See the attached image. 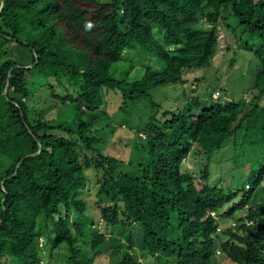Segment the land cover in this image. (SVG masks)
<instances>
[{
    "label": "trees",
    "instance_id": "obj_1",
    "mask_svg": "<svg viewBox=\"0 0 264 264\" xmlns=\"http://www.w3.org/2000/svg\"><path fill=\"white\" fill-rule=\"evenodd\" d=\"M222 21L235 24L258 59L251 99L213 98L210 87L203 99L186 95L164 109L153 92L209 66ZM34 80L54 99L51 118L34 117L27 103ZM110 93L125 114L143 108L138 122L125 121L118 150ZM263 96L264 0H0V264H40L41 236L65 248L68 264H99L109 251L114 262L100 264H264ZM232 136L255 159L235 190L208 182L213 153ZM192 152L207 158L203 181L183 167ZM91 173L98 190L89 203ZM89 207L109 230L86 235L91 254L76 247L65 220L73 211L87 225ZM61 208L65 217L56 218ZM219 217L235 226L220 228Z\"/></svg>",
    "mask_w": 264,
    "mask_h": 264
},
{
    "label": "rangeland",
    "instance_id": "obj_2",
    "mask_svg": "<svg viewBox=\"0 0 264 264\" xmlns=\"http://www.w3.org/2000/svg\"><path fill=\"white\" fill-rule=\"evenodd\" d=\"M200 20L205 23L206 26H210L207 25L205 18H202ZM227 25H229L230 27H228ZM28 27L30 28V31L29 35H27V38H29V36L31 38V32L35 33V31L30 26ZM216 31L219 37V43L215 55L211 58L209 66L206 64H202L195 67L193 70L186 72L184 74V78H186L187 80L184 85H181L180 83L169 84L164 88H158L162 90H156V92H153L156 96V99H160V102L164 109H175V106H179L186 95H198L202 98L204 97V91L210 87L215 88V90L213 91L214 98L233 99L238 101L243 99L249 102L251 97H249L250 93L248 92V89L251 86L254 75L259 67L258 59L254 55V49L253 47L251 49L245 48V45L241 40L242 37L240 35V30L237 29L235 27V24L230 21H222V24L218 25ZM22 41H24V39ZM130 74L131 76H135L136 78L140 76V72L137 71L136 67L131 70ZM195 77H201L202 81L196 88L195 92L189 93V90H193L195 87L194 83L192 82ZM34 79H38V77H34ZM34 84L35 87L32 88L34 89L32 91V96L27 101L29 107L33 111V116L36 117L37 115L43 113L45 116L51 118L52 116L49 115L53 113L52 107L54 106V99L52 98L49 89H45V87L37 85L36 81ZM51 84L56 87L57 93H65L63 87L57 85L55 81L51 80ZM262 99L264 101V96L262 97ZM105 103V110L107 109L108 111H115L114 113L110 114V120L112 124H114L116 129L114 130V134L110 137H113V143L116 144L114 148H116L115 150H118L117 144L123 147L124 142L128 139V132L125 129L128 128V123L126 122H138L137 111L140 110L143 112V108L142 105H138L137 109L135 107L128 114L123 113L120 108L118 109V107H120L121 99H119V95H117L116 93H110L109 95H107V97L105 98ZM108 136H106L105 139L108 138ZM194 147L195 151H200L198 150V146L196 143H194ZM213 159L215 160V156L213 157ZM206 160L207 158L202 156V153L197 154L192 152L189 155V160L184 162L183 167L187 168L190 173L195 176V179L197 181H203L204 179L201 178V171L204 169ZM226 161L230 160L227 159ZM2 163L3 167H7L9 165V161H4ZM210 171L213 173V177H216L212 180L219 179V183H222L220 184L221 186L232 185V183H236V176L234 173L235 171L230 164H225L223 162H214L210 166ZM94 179V174H89V182H87L85 187V191L89 193L85 195V199L89 203L95 201V195L98 190V185L96 186ZM208 182L212 183L210 181ZM261 184L264 187V178L260 185ZM260 195L264 197V188L261 191ZM223 209L227 210L228 207H224ZM87 213L89 217L86 214H83V217L91 219L92 222L91 220H85L87 222V225L84 224L85 226H80L79 224H77L79 222V217H81L82 215L78 217V214L73 211L70 212L68 216H66L65 220L71 231L76 236H78L77 242L75 244L76 247H79L81 250H85L87 253L89 251L91 254L90 245L87 242L86 235L95 228L98 229V231L104 232L106 234L109 233V230L101 225L102 221H100V218H98L97 209L95 210L89 207ZM65 214L66 212L64 208H61V212L56 215V218L65 217ZM90 215L93 218H91ZM219 218H222L221 220L223 221V223L219 222L220 228H227L228 226H231V223L234 221L230 217ZM223 219H225V221ZM81 232L84 234L82 236H79V233ZM35 244L37 246L39 255L42 257L40 264H68L67 258L69 254H67L65 248L59 250L56 249V247L48 241L47 237L41 236L40 238H38V241ZM97 260L99 264L107 263L109 261L114 262L115 255H112L110 251L108 253L102 252L99 253ZM1 261L3 263H8L7 261H10V256H4ZM141 261L144 263L143 260ZM145 264H149L147 260Z\"/></svg>",
    "mask_w": 264,
    "mask_h": 264
},
{
    "label": "clouds",
    "instance_id": "obj_3",
    "mask_svg": "<svg viewBox=\"0 0 264 264\" xmlns=\"http://www.w3.org/2000/svg\"><path fill=\"white\" fill-rule=\"evenodd\" d=\"M213 89L215 90V88H213ZM213 91H212V97H213ZM230 138H231L230 140H227V144L228 145H226V143H224V145L221 147V149H219L218 151H216V152L213 153L210 161L212 162L211 164H213L214 162H223L225 164H230L232 166V168L234 169V171H235L234 173H235V176H236L238 173L241 174V171L242 170H247L248 171V168H250V165L253 162H255V161H253L255 159H254L253 153L251 151H239L238 150V145L240 143H242V144L244 143V141H243L242 138H240V137H234V136H232ZM234 148H235V151L236 152L234 154H232L231 151ZM235 155L238 156V160L235 158ZM214 156H215V160L213 159ZM227 159L230 160V161H226ZM238 161H242V164L241 165H238V163H239ZM205 162H207V160ZM217 177H219V176H217ZM214 178H216V177L211 178L210 182H212V183L214 182L216 185L221 186L220 184H222V183H219V179L212 180ZM262 181H261V183H262ZM238 183L239 182L237 181L236 183H232V185H225V186H221V187H223L225 189L226 188H229L231 190H235V188H233L231 186L238 185ZM243 189L244 190H247V191L248 190H251V183L250 182H245L243 184ZM242 193L243 192L240 190V193L234 199V202H235L236 199H239L240 198V196L242 195ZM231 226L232 227L235 226V222L234 221L231 223Z\"/></svg>",
    "mask_w": 264,
    "mask_h": 264
}]
</instances>
